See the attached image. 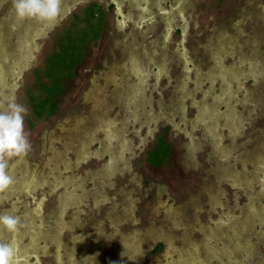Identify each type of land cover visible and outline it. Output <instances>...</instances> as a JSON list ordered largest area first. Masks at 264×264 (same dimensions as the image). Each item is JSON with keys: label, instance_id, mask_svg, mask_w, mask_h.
Instances as JSON below:
<instances>
[{"label": "rangeland", "instance_id": "374dc122", "mask_svg": "<svg viewBox=\"0 0 264 264\" xmlns=\"http://www.w3.org/2000/svg\"><path fill=\"white\" fill-rule=\"evenodd\" d=\"M11 5L0 110L28 109L31 143L0 193L16 264H264V0H62L51 23Z\"/></svg>", "mask_w": 264, "mask_h": 264}, {"label": "clouds", "instance_id": "9594fccd", "mask_svg": "<svg viewBox=\"0 0 264 264\" xmlns=\"http://www.w3.org/2000/svg\"><path fill=\"white\" fill-rule=\"evenodd\" d=\"M12 11L18 21L35 20L41 23L56 21L61 12L62 0H12ZM28 109L14 99L0 110V193L14 184L11 162L27 156L31 149L24 121ZM15 210L0 211V231L13 237L22 224ZM17 248L13 241H0V264H16Z\"/></svg>", "mask_w": 264, "mask_h": 264}, {"label": "bare ground", "instance_id": "6f19581e", "mask_svg": "<svg viewBox=\"0 0 264 264\" xmlns=\"http://www.w3.org/2000/svg\"><path fill=\"white\" fill-rule=\"evenodd\" d=\"M183 4V3H182ZM163 38V37H162ZM18 45V44H17ZM8 53V52H7ZM144 74V73H143ZM142 74V75H143ZM147 74V73H146ZM145 74V75H146ZM144 75V76H145ZM146 77H147V75H146ZM142 83V82H141ZM114 120V119H113ZM112 119H106L104 122H101V124H100V128L101 129H104V130H107L106 132L108 133V136H106V137H108V140H109V142H112V140H116V136L114 135L115 133V127H114V125H115V123H114V121H113ZM99 126V125H98ZM116 134H119V133H116ZM120 136H122V135H120ZM117 141V143H118V145H119V147L121 148V149H123L124 147H126V145L127 144H129V142L122 136L120 139H118V140H116ZM128 148V147H127ZM126 152V151H125ZM121 153V152H120ZM122 153H124V152H122ZM121 156H122V154H121ZM123 156H124V154H123ZM122 156V157H123ZM117 158V157H116ZM117 162H118V160H116ZM112 162L114 163V159L112 160ZM111 162V167H114V164ZM36 213H39L40 212V205H38V207L36 208ZM57 235L58 234V232L57 231H54L53 232V235Z\"/></svg>", "mask_w": 264, "mask_h": 264}, {"label": "trees", "instance_id": "16d2710c", "mask_svg": "<svg viewBox=\"0 0 264 264\" xmlns=\"http://www.w3.org/2000/svg\"><path fill=\"white\" fill-rule=\"evenodd\" d=\"M90 13H91V18H92V21L94 22V23H96L97 21H96V19H98L97 18V10H96V8H94V9H91L90 10ZM72 56H73V52H72V49H71V47L70 48H68L67 49V51L64 53V57H63V62H65L66 64H69L70 62H71V60H72ZM59 87L57 86V84H55V86L53 87V90H59L58 89ZM53 96V95H52ZM48 103V101H42L39 105H38V107L41 109V110H43V108H44V105H46ZM51 107H52V109L54 110L55 109V103L54 102H51ZM41 112H38V114H40Z\"/></svg>", "mask_w": 264, "mask_h": 264}, {"label": "flooded vegetation", "instance_id": "af4514ba", "mask_svg": "<svg viewBox=\"0 0 264 264\" xmlns=\"http://www.w3.org/2000/svg\"><path fill=\"white\" fill-rule=\"evenodd\" d=\"M214 45H215V43H211V45L209 46V47H210V50L213 49V47L216 48V45H215V46H214ZM215 48H214L213 50H215ZM105 119H106V118H105ZM112 120H113V118H112ZM113 121H114V123L116 124V120L114 119ZM103 122H104V121H103ZM106 131H107V130H105V132H106ZM114 133H115L114 135L116 136V132H114ZM122 136L125 138L124 135H122ZM122 136H121V137H122ZM116 137H117V136H116ZM121 137H120V138H121ZM120 138H119V139H120ZM125 139H126V138H125ZM116 140H118V139H116ZM108 144H110L111 148H113L112 145H111V144H112L111 142H109ZM128 145H129V144H127L126 146H128ZM118 146H119V145H118ZM119 148H120V147H119ZM123 149H124V148H123ZM123 154H124V153H123ZM218 198H219V195H218V196L216 195L215 198H214V201H215L216 203H217V201H218Z\"/></svg>", "mask_w": 264, "mask_h": 264}]
</instances>
